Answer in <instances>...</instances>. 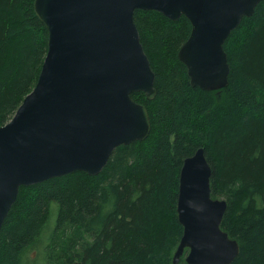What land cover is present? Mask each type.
<instances>
[{"label": "trees", "instance_id": "16d2710c", "mask_svg": "<svg viewBox=\"0 0 264 264\" xmlns=\"http://www.w3.org/2000/svg\"><path fill=\"white\" fill-rule=\"evenodd\" d=\"M34 0H0V126L34 88L47 32ZM155 75L150 132L117 147L95 176L74 172L20 187L0 231V264H172L182 235L176 213L184 159L203 149L220 228L239 246L230 264H264V0L223 44L228 84L192 87L177 52L191 25L135 11ZM184 250L179 264L185 263Z\"/></svg>", "mask_w": 264, "mask_h": 264}, {"label": "water", "instance_id": "95a60500", "mask_svg": "<svg viewBox=\"0 0 264 264\" xmlns=\"http://www.w3.org/2000/svg\"><path fill=\"white\" fill-rule=\"evenodd\" d=\"M261 1L34 0L47 51L34 88L0 126V231L20 187L78 171L95 176L117 147L148 137L147 109L131 95L152 100L155 75L135 11L184 16L191 29L178 60L190 86L218 91L228 84L223 44ZM210 175L203 149L184 159L176 202L182 235L172 264L185 249L186 264H230L239 253L220 228L226 202L211 198Z\"/></svg>", "mask_w": 264, "mask_h": 264}, {"label": "rangeland", "instance_id": "374dc122", "mask_svg": "<svg viewBox=\"0 0 264 264\" xmlns=\"http://www.w3.org/2000/svg\"><path fill=\"white\" fill-rule=\"evenodd\" d=\"M186 256V255H185ZM185 259V258H184Z\"/></svg>", "mask_w": 264, "mask_h": 264}]
</instances>
